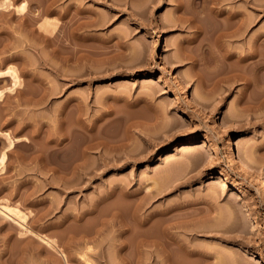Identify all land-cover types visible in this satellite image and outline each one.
<instances>
[{
    "label": "rangeland",
    "instance_id": "1",
    "mask_svg": "<svg viewBox=\"0 0 264 264\" xmlns=\"http://www.w3.org/2000/svg\"><path fill=\"white\" fill-rule=\"evenodd\" d=\"M178 1L0 0V264H165L162 232L210 256L171 264H264V59L212 65ZM261 3L223 2V47L261 49Z\"/></svg>",
    "mask_w": 264,
    "mask_h": 264
},
{
    "label": "bare ground",
    "instance_id": "2",
    "mask_svg": "<svg viewBox=\"0 0 264 264\" xmlns=\"http://www.w3.org/2000/svg\"><path fill=\"white\" fill-rule=\"evenodd\" d=\"M225 0H190L189 6H184L183 5V1H178L177 5H176V9H178L181 12V16L179 15V19L187 21L189 24L193 25L196 28V32L198 33H202V37H201V41H204V39H213L215 44H217V41H231V38L240 35L243 32V28L246 24H244L245 19H242V14L239 12H236V10H232L229 8H224L222 7L223 2ZM248 1V0H245ZM200 2L202 3L201 8H199L198 4H200ZM263 4V3H261ZM260 4V6H262ZM186 5V4H185ZM188 5V4H187ZM264 5V4H263ZM264 7V6H263ZM263 9V8H262ZM244 17V16H243ZM202 22V20L208 21L211 25L208 24V27L200 30V24L199 22ZM204 21V22H205ZM200 22V23H201ZM207 22V23H208ZM202 25V24H201ZM244 25V26H243ZM247 25V24H246ZM207 26V25H206ZM246 27V26H245ZM247 28V27H246ZM246 31V30H245ZM264 31V30H262ZM262 33V32H261ZM264 33V32H263ZM264 35V34H263ZM261 37V36H260ZM258 36V40H260V38ZM264 37V36H263ZM223 39V40H222ZM257 39V38H256ZM255 39V41H256ZM195 40V39H194ZM200 41V42H201ZM223 41V42H224ZM191 42V41H190ZM211 42V41H210ZM209 42V43H210ZM222 42V43H223ZM222 43L220 44V42L218 44H220V46L217 44V46L213 47L210 44L206 43L207 48L211 51L212 53V65H214L213 63H216L217 61L220 62V60L223 62L224 60L230 59L235 57L236 58V63L243 65L244 67L248 66V64L250 63L249 60H251L253 57H256V55H258V57L260 56L262 59H264V39L261 40V42H258L259 44L262 45V47H260V45L257 47L258 49L261 48L259 51H255V47L254 50H247L245 51L243 54L240 52H235V50L233 51V49H228V47L226 46H222ZM257 43V42H256ZM188 46V45H187ZM204 43H200V47H203ZM223 47V48H222ZM230 47V46H229ZM251 47V46H250ZM253 47V46H252ZM249 48V49H252ZM256 48V50H257ZM188 57L192 60V63L194 64H199L197 61V59L195 58V56L193 57L192 55H188ZM210 59V58H209ZM254 59V58H253ZM261 59V60H262ZM257 60V59H256ZM228 61V60H227ZM235 61V60H234ZM221 62V63H222ZM206 66L211 64V61H205L203 62ZM224 63V62H223ZM230 63V62H229ZM203 64V65H204ZM253 64V63H252ZM258 65V63H256ZM233 65V64H232ZM237 64H235L234 67H236ZM250 65V64H249ZM218 66V65H217ZM229 66V65H228ZM212 67V66H211ZM230 67V66H229ZM233 66L230 67L231 69L229 70H233L234 68ZM259 71H263L264 70V61H260L259 66H257ZM213 68V67H212ZM215 68V67H214ZM237 69V67H236ZM257 70V71H258ZM235 71V70H234ZM258 71V72H259ZM229 72V71H228ZM238 72V71H237ZM236 72V73H237ZM257 72V73H258ZM227 73V72H225ZM235 77H237L235 74ZM241 72H238L237 74H239ZM263 73V72H262ZM243 74V73H242ZM241 74V75H242ZM256 74V71H255ZM240 75V74H239ZM238 75V76H239ZM254 75V74H253ZM244 76V75H243ZM242 76V79H243ZM256 76V75H254ZM231 77V76H230ZM229 77V78H230ZM252 77V76H251ZM252 79V78H251ZM255 80V78H254ZM257 80V79H256ZM250 79H248V77H244V84L247 86L248 84H250ZM259 81V80H258ZM254 83V82H253ZM256 83V82H255ZM260 83V82H259ZM262 83V82H261ZM264 84V82H263ZM262 84V91L264 93V86ZM254 85V84H253ZM257 84H255L256 86ZM261 94V93H260ZM263 95V94H262ZM261 95V96H262ZM250 96V95H249ZM248 96V97H249ZM258 96V95H256ZM260 97V96H259ZM264 97V96H263ZM247 98V97H246ZM254 98V97H253ZM261 99V98H260ZM263 99V98H262ZM256 100V99H255ZM258 100V99H257ZM254 101V100H253ZM261 101V100H260ZM264 103V99L262 100ZM247 104V101H246ZM258 104V102H257ZM259 104H262V102H260ZM261 106V105H260ZM192 141H194V138H188L185 141H183L180 144V148L179 150H186L188 148L189 143H191ZM236 149H237V155H239L242 159V163L243 165L248 166L249 165V160L247 159V157L245 155H243V152L241 150V148L238 146V144H236ZM183 150V151H184ZM223 171L222 170H216V175H222ZM212 176V175H210ZM215 177V176H214ZM260 226L258 223L256 224V227ZM143 238V237H142ZM41 239H45L44 236H41ZM54 250L52 249H48V251L51 250V256H55V258H57V260L62 263L66 262V259L63 260L61 258V256H65V250L64 249H56L55 247V243L52 240H45ZM142 241V239H141ZM141 243V242H140ZM143 245L144 244H148V245H154L160 252L161 258L160 261L161 262H165V264H171V257H169L170 255V251L173 248L178 249V251H180L183 255L185 256H197V257H203L205 259H207L208 253H202V251L197 250L194 247H189L187 245L186 242H184L182 239H180L178 236H176V234L172 233V232H162L160 234H157L156 236H152V237H147L143 239ZM141 244V245H142ZM124 246V245H123ZM139 246V245H138ZM47 251V249H46ZM254 252H256L258 255L260 256H264V245L260 244L258 242H256L255 247H254ZM57 253L59 255H57ZM50 256V257H51ZM52 256V257H53ZM217 256V255H216ZM66 257V256H65ZM219 259V258H218ZM158 262L157 259L154 260V262ZM219 261V260H218ZM180 263V262H179ZM231 263V262H230Z\"/></svg>",
    "mask_w": 264,
    "mask_h": 264
}]
</instances>
